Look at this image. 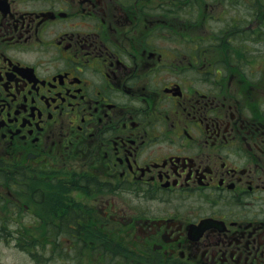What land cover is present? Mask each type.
I'll list each match as a JSON object with an SVG mask.
<instances>
[{
  "label": "flooded vegetation",
  "instance_id": "af4514ba",
  "mask_svg": "<svg viewBox=\"0 0 264 264\" xmlns=\"http://www.w3.org/2000/svg\"><path fill=\"white\" fill-rule=\"evenodd\" d=\"M257 1L0 0V264H264Z\"/></svg>",
  "mask_w": 264,
  "mask_h": 264
},
{
  "label": "rangeland",
  "instance_id": "374dc122",
  "mask_svg": "<svg viewBox=\"0 0 264 264\" xmlns=\"http://www.w3.org/2000/svg\"><path fill=\"white\" fill-rule=\"evenodd\" d=\"M262 4H264V0H258L254 5H255L256 9L262 11V9L264 8V5H262ZM243 6H244V4H243ZM258 35H259V37H262L264 39V33H258ZM247 40H249V38L243 37L242 38V44H243V42H244V44H246L245 41H247ZM262 51L264 52V43L256 41L255 43L251 42V44H246V46H242L240 49V55L236 56V54L233 53V50L231 51V53H232V56L234 57V60L238 59L240 62H243V63L247 62L249 64L248 67L254 68L255 66L252 65L253 64V58H255V60L258 61V65H256V66L264 65V53H261ZM211 52L213 53V51H211ZM242 57H243V61H242ZM38 241H39L38 242L39 245L31 247V248L39 249V252L44 254L43 251L47 250L49 248L46 246L44 247V245H45L44 241H42V240H38ZM11 243H13V242H11ZM21 244L24 245L22 241L19 243V245H21ZM2 245H4V243L0 242L1 248H3ZM5 249H6L7 254H10V255L16 254L14 251H12V250H14L12 246H8ZM16 259H17V263L30 264L28 262L27 258L23 255L17 256ZM36 263L44 264V257L41 256L39 258V261H36ZM52 264H60V262L56 261L55 263H52Z\"/></svg>",
  "mask_w": 264,
  "mask_h": 264
}]
</instances>
